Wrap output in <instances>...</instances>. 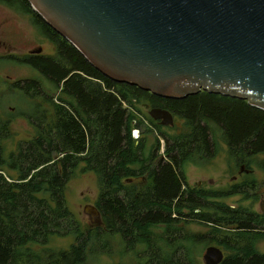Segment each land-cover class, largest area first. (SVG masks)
I'll return each instance as SVG.
<instances>
[{"label": "trees", "instance_id": "trees-1", "mask_svg": "<svg viewBox=\"0 0 264 264\" xmlns=\"http://www.w3.org/2000/svg\"><path fill=\"white\" fill-rule=\"evenodd\" d=\"M0 4L27 15L56 47L55 56H0V145L12 137L9 104L36 131L7 159L0 151V165L16 173L0 170V264H91L94 255L112 252L114 237L136 255L134 264H197V253L213 243L229 251L222 264H264V253L256 249L264 237L260 212L226 205L220 200L227 194L190 188L185 173L187 162L217 156L216 132L236 159L264 155V110L205 92L163 100L117 83L48 26L28 0ZM9 64L31 67L51 89L37 79H4L1 70ZM137 103L172 112L188 131L161 133L155 151L147 153L131 126ZM82 163L100 179L95 206L103 225L88 233L66 199ZM136 172L149 184L129 183ZM243 192L238 185L230 194ZM194 223L214 233L191 234L185 227ZM68 235L77 241L70 250L47 248L52 237Z\"/></svg>", "mask_w": 264, "mask_h": 264}, {"label": "water", "instance_id": "water-1", "mask_svg": "<svg viewBox=\"0 0 264 264\" xmlns=\"http://www.w3.org/2000/svg\"><path fill=\"white\" fill-rule=\"evenodd\" d=\"M100 73L158 98L201 92L264 110V0H28ZM31 54H42V48ZM153 120L174 126L172 112ZM264 214V200L260 203ZM85 212L95 222V206ZM102 224V218H101ZM103 225V224H102ZM205 264H222L209 246Z\"/></svg>", "mask_w": 264, "mask_h": 264}, {"label": "rangeland", "instance_id": "rangeland-1", "mask_svg": "<svg viewBox=\"0 0 264 264\" xmlns=\"http://www.w3.org/2000/svg\"><path fill=\"white\" fill-rule=\"evenodd\" d=\"M39 48H42V55L55 56L56 54L55 45L40 34L27 15L0 4V56H24ZM1 77L9 78L11 81L37 79L43 81L46 88L51 89L52 87L39 72L31 67L18 64L5 65L1 70ZM6 109L12 112L14 120L11 127L12 137L0 145L2 159H7L9 154L17 150L21 142L32 139L36 132L30 121L19 115L15 105L9 104ZM151 119L152 117L144 107V103H137L136 114L131 126H133V130L139 131L137 139L145 145L147 153L155 151L159 140L158 136L161 133L172 136L188 131V126L178 117H175V124L171 127L157 125ZM214 140L217 144V156L215 158L210 160L195 158L185 164L188 183L195 187L203 181L204 192H221L228 195L220 200L226 205L232 208L241 206L260 212V203L264 200V155L247 160L236 159L230 155L228 146L220 132H216ZM86 167L87 165L82 163L74 172L66 188V199L74 219L80 224L82 231L88 233L89 230H95L102 224L100 217L92 222L90 215L85 212L87 206L95 207L100 195V179L95 172L86 170ZM0 170H3L7 175L16 176V173L9 171L5 165H0ZM247 171L253 172L247 174ZM210 180H213L212 185L209 184ZM128 182L138 188L144 186L145 183L149 184L138 172ZM238 185L244 186V192L231 195L233 188ZM185 229L191 234L214 233L212 228L199 223L189 224ZM120 240V237H114L112 239V252L94 255L91 264L136 263V255L126 253ZM76 242L74 235L54 236L47 248L57 251L70 250ZM209 246L219 247L224 251L225 256L229 255V251L219 246L218 243ZM209 246L197 253V264H205L203 256ZM256 247L259 252L264 253V237L257 240Z\"/></svg>", "mask_w": 264, "mask_h": 264}, {"label": "flooded vegetation", "instance_id": "flooded-vegetation-1", "mask_svg": "<svg viewBox=\"0 0 264 264\" xmlns=\"http://www.w3.org/2000/svg\"><path fill=\"white\" fill-rule=\"evenodd\" d=\"M158 98V97H157ZM159 99H163V98H159ZM164 100V99H163ZM166 100V99H165ZM144 107L150 112L152 109H154V108H161V107H158V106H155V105H153V104H151V103H145L144 104ZM174 115V114H173ZM175 117L176 116H174V119H175ZM156 121V120H155ZM156 122H158L161 126H163L162 124H161V121H156ZM244 169V168H243ZM252 172L253 171H247L246 173L247 174H252ZM242 173V172H241ZM244 173V172H243ZM209 184L210 185H212L213 184V180H210L209 181ZM190 185V184H189ZM203 185H204V182L203 181H201V182H199V185H197V186H195V187H192L191 185L189 186L190 188H192V189H194V190H197V191H200V192H204V190H203ZM260 214H261V216L262 217H264V214L261 212V210H260Z\"/></svg>", "mask_w": 264, "mask_h": 264}]
</instances>
